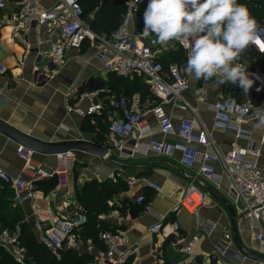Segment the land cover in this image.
<instances>
[{
    "label": "crops",
    "instance_id": "0c3cea01",
    "mask_svg": "<svg viewBox=\"0 0 264 264\" xmlns=\"http://www.w3.org/2000/svg\"><path fill=\"white\" fill-rule=\"evenodd\" d=\"M18 1L5 0L4 7L0 9V61L6 66V71L0 73V120L45 142L77 139L99 142L102 126L107 124L109 127V117L122 112L126 105L122 98L124 94L130 95L131 89L118 75L104 68L96 56L98 40L85 39L79 48L67 46L63 56L51 59L47 55L49 42L45 41V28L34 24L23 26L18 21ZM54 3L55 0H41L40 6H50ZM132 30L135 31L134 26ZM60 38L59 32L53 34V40ZM178 49L168 52L165 56L167 55L168 59H178ZM178 61L181 63L182 57L176 60ZM186 75L189 89L182 97L196 108L195 117L205 124L222 153L231 150L234 144L249 148L258 142L264 134V125L260 124L261 118L264 117L244 122L241 131L243 136L237 135L233 128L221 130L212 127V104L241 91L237 85L228 83L216 86L215 78L205 82L195 80L187 73ZM72 85L101 88L106 102L112 99L115 103H107L100 113L82 117L69 108L65 100V92ZM259 87L253 80L251 88L262 95ZM132 93L131 97L134 94L139 95L136 91ZM140 100L144 117L153 129V136L166 143L177 140L175 136L163 134L158 130L149 110L156 99H149L147 96L141 99L140 96ZM164 104L175 125L183 116L194 115L190 109L181 108L171 101ZM108 127L104 132L105 137ZM145 141L146 139H142L133 155L126 154L129 149L126 147H130L131 142L121 149L108 148L109 152L104 156L72 149L74 157L66 165L68 185L60 191H55L52 187L54 176L37 178L34 181V198L24 203L16 200L13 186L0 179V205L3 206L4 213V216L0 215V224H19L25 234V242L30 243L32 239L39 241V233L55 216L69 214L74 209L76 191L80 190L85 182L108 180L114 183L120 178L125 187L107 199V210L100 214V218L103 220L104 230L127 231L124 248L130 249V254L122 264H264L242 255V258L239 255L235 257L234 254H238V251L234 244L229 248L230 254L233 252L232 259L220 256L219 248L229 245L231 238L230 216L225 207L208 192L205 202L194 212H188L178 205L186 186L191 181L199 184L195 180L198 177L229 197V182L221 164L215 162V174L212 178H203L198 172V160L189 167L181 161L179 151L154 155L144 149ZM105 143L107 144L106 139ZM17 144L19 142L0 129V168L11 176L23 175L28 178L32 177L33 166H40L47 172L58 166L57 154L36 151L33 155L34 164L26 168L24 160L16 154ZM193 146L199 153L207 150L200 144ZM261 152L257 164L264 170V146ZM247 156L251 157L248 151ZM110 157L126 165L119 166L112 162ZM149 182L158 184L160 190H155ZM140 194L143 199L138 202L136 197ZM234 205L238 214L240 240L250 250L264 254V237L255 240L254 235L258 228L244 212L241 201ZM160 217H163L162 229L157 233L150 232L148 227ZM173 220L179 224V230L175 233L171 228ZM261 225L264 232V220ZM174 238L176 242L173 241ZM80 240L83 239L80 237ZM187 242L191 243L190 249L181 250ZM98 243L99 245L93 242L94 248L90 251L93 256L95 251L104 248L100 239ZM26 246L24 243V251ZM79 247L85 248L84 245ZM12 259L14 260L11 253L0 246V264H11ZM91 261L93 262V257ZM93 264L110 262L101 259Z\"/></svg>",
    "mask_w": 264,
    "mask_h": 264
},
{
    "label": "built area",
    "instance_id": "2783aa9c",
    "mask_svg": "<svg viewBox=\"0 0 264 264\" xmlns=\"http://www.w3.org/2000/svg\"><path fill=\"white\" fill-rule=\"evenodd\" d=\"M41 0H19L18 21L25 27L36 25L45 28V41L49 42L47 55L53 58L63 56L67 46L79 48L85 39L98 40L96 56L101 60L104 68L118 76L133 78L140 76L148 85V89L156 101L149 107L156 121L158 130L163 134H170L178 138L169 143L158 140L153 136V129L144 117L140 96L134 94L129 100L122 98L125 103L124 109L117 116H110L109 127L106 137L108 148H124L131 142L126 151L127 155H133L144 142V149L154 155L173 153L175 150L181 154V161L186 166H193L198 160V172L203 178H212L215 174V162L222 166L224 175L229 182V198L233 204L239 201L243 204L244 212L250 216L254 226L258 228L255 240L264 237L261 221L264 220V170L257 164V158L262 155L261 148L264 146V134H262L253 146L244 148L234 144L233 148L222 153L216 141L212 138L205 124L195 117V107L191 106L182 95L189 89V80L186 75L187 49L190 46L177 41H172L168 46L162 47L154 44L153 36L145 38L142 33L138 36L132 30L136 20L141 19L137 0H124L125 11L117 28L109 36H99L89 28L83 19V10L79 0H55L50 6H40ZM264 8V0H259ZM5 5V0H0V9ZM264 27V17L259 22ZM59 32L60 39L53 40V34ZM141 36V37H140ZM180 47L183 51L182 62H170L167 67L163 66L162 58L168 52ZM252 48L260 56L240 58V63L247 66L249 78L254 80L261 88L262 99L257 104L244 102L233 95L223 97L212 104L213 119L212 127L226 130L233 128L237 135L243 136L242 125L250 119L264 117V52L256 46ZM6 71V66L0 61V73ZM101 88H82L72 85L65 92V100L69 108L82 117L92 116L102 112L106 104L115 103L110 99L108 102L102 94ZM179 100L180 102H176ZM181 108H188L193 116H183L175 125L170 113L166 110L164 102ZM246 138L248 137L245 135ZM200 144L207 148L199 153L193 146ZM247 151L251 157L247 156ZM36 151L21 143L16 146V154L24 160L26 168H30L33 155ZM58 166L51 172H47L40 166H33L32 177L23 175L11 176L0 168V179L9 182L16 191V200L19 203L30 201L35 196L34 181L45 176H54L55 191H60L68 185L67 163L74 157L72 149L57 153ZM159 191L160 186L154 182L148 183ZM207 197V191L199 184L191 181L184 189L178 200L179 207L188 212L196 211ZM143 196L136 197L141 202ZM88 217L84 211L78 208L72 209L69 214L55 216L39 233V241L42 242L51 254L59 259L61 249L64 246L78 248L84 245L87 251H92L94 244L91 238L80 240L79 230L87 223ZM163 217L148 228L152 233L162 229ZM171 228L175 232L179 230L176 221L171 222ZM21 227L19 224H0V246L11 253L14 260L19 264H28L21 240ZM104 248L95 251L93 262L107 259L110 264H122L130 254V249H125L127 231L103 230L99 234ZM80 240V241H79ZM173 241L176 242L174 238ZM233 242L230 238L229 245L219 248L220 256L233 258L230 254ZM191 243L187 242L181 250L188 251ZM241 254H234L236 257ZM242 258V257H241ZM156 264V263H155Z\"/></svg>",
    "mask_w": 264,
    "mask_h": 264
},
{
    "label": "clouds",
    "instance_id": "9594fccd",
    "mask_svg": "<svg viewBox=\"0 0 264 264\" xmlns=\"http://www.w3.org/2000/svg\"><path fill=\"white\" fill-rule=\"evenodd\" d=\"M143 19L142 35L154 34L152 43L190 44L185 71L191 78H215L216 86L230 83L249 92L253 80L239 61L252 46L264 52V27L246 5L238 0H149Z\"/></svg>",
    "mask_w": 264,
    "mask_h": 264
},
{
    "label": "trees",
    "instance_id": "16d2710c",
    "mask_svg": "<svg viewBox=\"0 0 264 264\" xmlns=\"http://www.w3.org/2000/svg\"><path fill=\"white\" fill-rule=\"evenodd\" d=\"M79 1L83 10V19L88 23L89 28L99 36H109L117 28L125 11L124 0ZM238 2L246 5L251 15L256 18L258 23L261 22L264 17V8L260 4L259 0H238ZM148 3L149 0H140L138 4L139 14L142 15V17L141 19L136 20L134 23V29L136 33H142L143 31V17ZM177 48L179 49L176 52H180V55L179 58L176 60H179L181 57H183V51L180 47ZM166 56L162 58V63L164 67H167L168 63L170 62L176 61L170 58L168 59V57ZM246 56L259 57L260 55L256 53V51L252 47H250L246 52L242 54L241 58ZM118 77L119 79H122V81L125 82L124 84L127 85L129 89H131V93L134 91L138 92L141 96V99H144L146 96L149 99H155L149 91L148 85L140 76H135L133 78H127L122 76ZM238 90L241 91L235 93L237 95L235 97L244 102L257 104L262 99V95L260 94V92H257L253 88H251L247 94H245L243 92V89L240 87L238 88ZM131 93L130 95L124 94V98H130L133 94ZM107 127V124L102 126V130L101 132H99L100 140L97 143L106 145V137L104 135V132L107 131ZM55 184L56 178H54L52 187H54ZM124 187L125 183L120 178L117 179L114 183H110L108 180L102 182H99L97 180H90L85 182L80 188V190L76 191L74 208H78L79 210L84 211L88 217L87 223L82 227V229L79 230L80 237L83 239V242L87 238H91L95 244L99 245V234L101 231H103L102 226L104 225L103 220L100 218V214L107 210V199H109L113 194H115L119 190L124 189ZM2 207L3 206L0 205V215L4 216V213L2 212ZM24 235L25 234L22 231V245H24V243L27 245L25 247V254L26 261L29 264H93V262L91 261L93 255L88 252L86 248H74L64 246L61 249V257L59 259H56L53 255H51V252L48 247H46L42 242L36 241L35 239H32L30 243L28 241L25 242ZM11 264L19 263L12 259ZM165 264L172 263L167 262Z\"/></svg>",
    "mask_w": 264,
    "mask_h": 264
},
{
    "label": "water",
    "instance_id": "95a60500",
    "mask_svg": "<svg viewBox=\"0 0 264 264\" xmlns=\"http://www.w3.org/2000/svg\"><path fill=\"white\" fill-rule=\"evenodd\" d=\"M0 129L7 133L9 136L13 137L17 142L34 149L37 152L57 154L64 152L66 150L75 149L93 153L99 156L107 155L109 149L106 145L99 144L97 142L85 139L77 140H65L61 142H45L33 138L27 134H24L7 123L0 120ZM110 160L119 166H125L126 163L110 157ZM204 189L207 190L208 194L213 196L218 200L227 210L230 216V227H231V240L237 249V251L244 257L264 262V254L254 252L250 250L241 240L238 233V214L237 209L229 197L219 193L212 186H210L204 179L198 177L195 179Z\"/></svg>",
    "mask_w": 264,
    "mask_h": 264
},
{
    "label": "rangeland",
    "instance_id": "374dc122",
    "mask_svg": "<svg viewBox=\"0 0 264 264\" xmlns=\"http://www.w3.org/2000/svg\"><path fill=\"white\" fill-rule=\"evenodd\" d=\"M231 95H234V96H236L235 94H231ZM104 230V229H103Z\"/></svg>",
    "mask_w": 264,
    "mask_h": 264
}]
</instances>
